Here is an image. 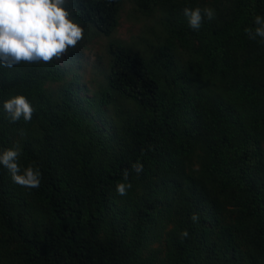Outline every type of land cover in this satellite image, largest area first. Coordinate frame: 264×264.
<instances>
[{"label": "trees", "instance_id": "trees-1", "mask_svg": "<svg viewBox=\"0 0 264 264\" xmlns=\"http://www.w3.org/2000/svg\"><path fill=\"white\" fill-rule=\"evenodd\" d=\"M125 3L140 23L130 40L116 35ZM68 6L75 48L0 66V152L19 144L21 170L42 174L21 187L0 165V264H264V40L245 33L264 0ZM185 7L214 19L193 30ZM17 94L30 122L3 109Z\"/></svg>", "mask_w": 264, "mask_h": 264}, {"label": "clouds", "instance_id": "clouds-1", "mask_svg": "<svg viewBox=\"0 0 264 264\" xmlns=\"http://www.w3.org/2000/svg\"><path fill=\"white\" fill-rule=\"evenodd\" d=\"M70 0H0V66L14 68L22 63H51L62 59L84 39V29L74 19L73 11L68 6ZM111 0H109V3ZM188 18L189 26L199 30L206 17L214 19L212 8L200 7L183 9ZM255 30L246 28L245 33L250 39L260 37L264 40V17H255ZM3 109L9 114L12 122L21 118L26 122L32 120L34 108L28 98L17 94L4 101ZM23 134V133H22ZM19 144L0 152V165L11 174L12 181L26 188H38L41 183L39 168L32 165L21 170ZM132 168L140 173L143 164L136 162ZM129 173L124 172V180ZM131 183H118L116 192L126 196L131 189ZM193 222H198L199 216L193 214ZM189 235L187 230L180 233L181 239Z\"/></svg>", "mask_w": 264, "mask_h": 264}, {"label": "rangeland", "instance_id": "rangeland-1", "mask_svg": "<svg viewBox=\"0 0 264 264\" xmlns=\"http://www.w3.org/2000/svg\"><path fill=\"white\" fill-rule=\"evenodd\" d=\"M127 8L128 3H125L120 13V25L117 29L116 35L120 36L125 40H130L131 36L138 31L140 23L133 19V17H131L127 13ZM104 44L105 41L100 40L91 44L90 47L86 50V54L88 56V66L85 68L84 72L86 80L91 79V77L93 76V72L90 70V64L92 60L96 58L97 55H102V47Z\"/></svg>", "mask_w": 264, "mask_h": 264}]
</instances>
